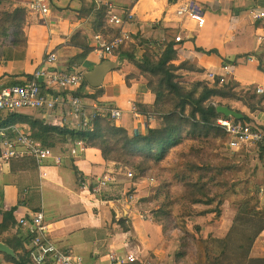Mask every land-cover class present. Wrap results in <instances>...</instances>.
<instances>
[{
    "label": "crops",
    "instance_id": "0c3cea01",
    "mask_svg": "<svg viewBox=\"0 0 264 264\" xmlns=\"http://www.w3.org/2000/svg\"><path fill=\"white\" fill-rule=\"evenodd\" d=\"M86 1L93 2L97 9L105 8L107 15V3L113 4L120 12L134 7L135 20L128 27L132 33L131 43L122 46L118 54L113 53L106 60H102L94 50L99 45L96 37L101 34H95L91 29L92 19L80 17V1L50 0L51 23L45 25L43 19L31 11L32 0H0L1 6H6L9 11L18 6H27L30 10L25 29L28 38L25 58L5 62L6 50L0 48V86H17L13 84L17 81L26 83L27 79L22 75L33 76L38 70L54 74L80 70L86 76L101 66L104 70L109 69L101 86L104 90L101 97L96 100L91 98L98 90L87 79L79 89L70 94L84 98L89 106L122 109L125 113L124 129L131 136L144 134L149 129L160 128L162 122L153 113L149 116L140 113V105L153 106L157 99L133 61L135 56L146 53V47L150 45L159 48L164 42H172L167 39L169 35L166 30H175L177 37L182 38V42L175 45L178 51V61L175 63L188 61L205 70L204 74H191L184 81L211 82L209 75H213L215 78H222L224 83H237L245 93L264 96L257 94L259 87L264 88V73L259 70L258 62L251 56L264 48V42L260 40L264 38V23L258 21L254 24L248 17L252 11L264 10V0H200L207 5L205 27L200 33L195 32L194 22L187 17L180 18L175 13L178 5L190 0H140L136 5L133 0ZM138 40L143 42L144 48L136 45ZM132 47L137 50L131 53ZM50 53H55L57 58L53 64L45 62ZM42 87L49 97L54 93L45 84ZM225 101L241 103L244 107L241 112L235 110L236 108L230 109V104L227 108L247 116L253 121L252 125L264 127V111L252 113L242 100L228 98ZM129 103L138 105V117L130 115ZM16 114L26 116L32 121L39 120L46 126L81 132L93 130V127L85 126V119H77L71 114V110H63L60 106L46 112L23 109ZM91 114L92 112L90 117ZM9 115L11 114L0 113V122H4ZM88 115L89 113L86 118ZM220 119L237 123V119L233 117ZM64 121H67L65 125ZM27 127L19 124L15 126L16 129L33 135L43 146L53 151H67L75 143L67 137L39 129L29 130ZM4 137L6 131L0 129V150ZM223 148L230 151L225 146ZM247 153L245 151V155ZM63 156L59 168L47 169L50 174L47 180L41 179L36 163L29 158L15 159L2 166L0 224L3 221L1 212L13 208H16L14 218L17 222L14 229L16 233H5L2 240L29 235L25 228L18 225V221L43 213L50 241L64 252L82 257L84 264H122L120 260L131 255L136 258V263L144 264L143 260L146 259L150 264H173L177 243L165 239L162 229L154 221L148 220V213L144 207L138 205L139 201L148 199L149 195L138 192L135 184L130 189L123 187V184L134 183L136 175L133 180H129L124 169L116 163L106 162L99 150L88 149L87 146L86 151L75 158L68 153ZM48 165L53 166V162ZM35 168L39 171L38 182L32 179L35 171L31 170ZM108 171H114L115 174L112 182L101 192L95 193L85 184L88 180L101 179ZM134 200L138 202L134 203ZM141 209L143 213H140ZM236 213L231 219L227 218V227L217 223L210 231L218 233L221 228L223 240L235 222ZM93 238L97 240L93 241ZM251 258H264V232L254 244ZM0 264L11 263L0 255Z\"/></svg>",
    "mask_w": 264,
    "mask_h": 264
},
{
    "label": "trees",
    "instance_id": "16d2710c",
    "mask_svg": "<svg viewBox=\"0 0 264 264\" xmlns=\"http://www.w3.org/2000/svg\"><path fill=\"white\" fill-rule=\"evenodd\" d=\"M78 1L82 4L80 17L93 20V32L111 38V34H107L105 30L106 9H97L93 2ZM29 11L27 6H18L9 11L6 6L0 5V48L6 50L5 62L20 61L26 56L28 38L25 29ZM78 34L79 32L76 36ZM166 34L169 35L167 39L172 42H164L159 48L150 45L146 47V53L141 56L134 55L133 61L157 99L153 106L140 105V113L144 116L153 113V116L162 122L160 128L131 136L126 129L117 128L107 119L92 118L93 130L81 132L46 126L39 120L32 121L26 116L14 113L4 122H0V129L5 130L6 136L11 138L15 136L16 125H27L29 130L39 129L67 137L73 142L84 141L88 149L99 150L106 162L128 168L132 166L136 176L138 174L139 177L145 178L150 175L146 180L154 177L157 184L159 183L154 201L160 203L161 208L154 213L153 221L162 229L165 239L178 245L173 264H187L189 258L195 255L197 258L193 259V262L202 264L201 258L198 260V256H202L199 248L202 228L194 225L191 231L187 228V222L210 215L213 216L214 222H218L223 216V206L228 197L239 196L237 204L240 207L246 205V208L239 210L237 220L224 238L221 249H216L212 238L208 239L209 244L204 248V264H264V258H251L254 244L264 231V180L256 182L244 179L233 181L231 184L226 181L230 174L240 171L243 164L233 156L224 155L220 150L221 143H225L228 135L217 124L218 119L226 118L218 112V108L229 106L220 101L214 103L217 99L225 101L234 98L242 100L245 107L254 113L264 111V96L245 93L233 81L221 85L222 78H214L211 82L187 83L184 81L186 77L191 74L202 75L205 70L188 61L176 64L177 31L166 30ZM138 41L136 45L142 47L143 42ZM136 47H132L131 53L137 50ZM119 50L114 53L118 54ZM251 56L258 62L259 70L264 73V48ZM22 77L27 79L26 83L33 78L31 75ZM26 83L17 81L13 84ZM97 90L91 96L92 99L96 100L104 93L102 88ZM236 121L245 125L253 123L247 116ZM257 128L262 129L264 133V127ZM182 147L183 149L179 150ZM255 153L264 171V147L258 148ZM170 162H173L169 168L170 181L163 179L161 174H153L155 170ZM174 204H177L178 208H175ZM196 206L206 210H198ZM15 212L16 208L1 212L3 221L0 224V242L14 250L16 257L4 253L0 255L11 264H35L27 250L30 237L12 236L2 240L5 233L11 235L15 232ZM256 221L262 223V230L256 227ZM230 252L232 258L228 259Z\"/></svg>",
    "mask_w": 264,
    "mask_h": 264
},
{
    "label": "built area",
    "instance_id": "2783aa9c",
    "mask_svg": "<svg viewBox=\"0 0 264 264\" xmlns=\"http://www.w3.org/2000/svg\"><path fill=\"white\" fill-rule=\"evenodd\" d=\"M140 0H133L136 5ZM206 4L200 0H190L178 5L176 15L180 18H189L195 23V32L200 33L206 23ZM108 8L105 30L107 34H111V38H106L103 35L96 37L99 43L95 47V53L99 59H106L113 55L122 46L131 43L132 33L128 27L135 20L134 7L120 12L113 4L107 3ZM31 11L35 12L43 19L45 25L51 23L52 10L50 0H32ZM249 20L254 24L258 21L264 23V10L252 11L249 15ZM264 42V38L260 39ZM177 43L182 42V38L176 39ZM55 53H50L46 56L45 62L53 64L56 61ZM32 80L24 85L17 86H0V113L14 114L23 109H38L43 112L53 110L60 106L63 110H71V114L77 119H85V126L92 127V118H103L111 121L117 128H124L125 113L117 107L101 108L100 105H88L84 98L73 96L70 93L79 89L86 80L85 73L80 70L67 71L65 73L36 71ZM215 76L209 75V80H214ZM224 83V81H221ZM45 84L47 89L54 91L49 97L42 89ZM69 93V94H68ZM257 94H264V88L259 87ZM130 115L134 118L140 115L138 105L129 103ZM92 112V117H90ZM89 115L86 118V115ZM67 121H64L65 125ZM218 124L227 132V140L224 146L232 151L238 152L246 147L256 146L264 142V134L257 126L244 125L239 122H232L227 119L218 120ZM86 151V143L84 141L75 142L67 151L62 149L60 152L53 151L43 146L37 141L33 135L24 133L19 129H15L14 137H4L1 142L0 150V175L2 174V166L15 159H31L33 160L42 180H47L50 176L47 169L60 167L62 158L65 153L70 157L75 158ZM53 162V166L48 165ZM126 171V177L133 180L135 172L130 168L120 166ZM114 171H108L105 175L97 180H88L85 184L92 188L95 193L104 190L112 182ZM137 177H135V180ZM148 182L151 186L157 185L153 178H149ZM143 213V210H140ZM146 216V215H145ZM148 217V216H147ZM18 225L25 228L28 232L27 237L30 241L27 250L35 264H47L54 262L55 264H84V259L70 252L61 250L57 245L53 244L48 238V226L45 224L43 213L35 214L31 218H24L18 221ZM115 259V258H114ZM122 264H135L137 262L134 256H129L126 259L120 260ZM144 264H150L146 259Z\"/></svg>",
    "mask_w": 264,
    "mask_h": 264
},
{
    "label": "rangeland",
    "instance_id": "374dc122",
    "mask_svg": "<svg viewBox=\"0 0 264 264\" xmlns=\"http://www.w3.org/2000/svg\"><path fill=\"white\" fill-rule=\"evenodd\" d=\"M1 5V4H0ZM5 7V6H3ZM51 10H52V7H51ZM109 58V57H108ZM107 59V58H106ZM106 59H103V60H106ZM117 85V84H116ZM221 102L223 104L228 103L227 105H229L230 107L232 108H236L235 110H239L240 112L244 110V107L242 106L241 103H237V102H233V101H221V100H214V103L217 104L218 102ZM260 147H264V142L261 143V144H258L256 146H251V147H246L243 151H238V152H232V151H226L224 148H223V144L221 143V152L224 153V155L226 156H233L235 157V159L240 163V164H243V168L236 172V173H233V174H230L227 178H226V181L231 184L233 181L234 182H238V180H244L246 179L247 180H251V181H256V182H262L264 180V171L262 169V166L261 164L259 163L258 161V157L255 153V151L260 148ZM182 148H180L179 150H182ZM245 151L248 152L246 155H245ZM254 154V156H252ZM246 156V157H245ZM172 161H174V158L171 157L170 158ZM173 162H170V163H166L165 165H163L162 167L158 168L157 170H155L153 172L154 175H162V178L165 179L166 181H170L171 180V174H170V166ZM59 168V167H57ZM130 169H134L132 166H130ZM31 171H35L33 172V177L32 179L34 180H37L38 182V179H39V171L37 172V169L35 168L34 170H31ZM135 172V171H134ZM137 174V173H136ZM150 175L146 176V177H149ZM142 178V177H139L138 174H137V179L136 181L133 183L131 182L130 184L126 183L125 185L123 184V187L126 188V189H130L132 187V185H136V188L137 190H139L138 192L144 194L145 196H148V199H145L143 201H136L134 200V203L135 202H138V205H140V207H144L145 211L148 213L147 216H148V220H154V213L159 211L160 210V203H157L154 201V196H155V193L159 187V183L157 184V186H151L148 182V180H146L147 178ZM154 178V177H153ZM157 178V177H155ZM158 179V178H157ZM138 192H130V194H135V195H139L140 193ZM146 198V197H145ZM238 200H239V196H229L228 197V200L225 202L224 206H223V216L222 218L218 221V222H214V219H213V216L210 215L209 217L207 216V218H198V219H192V220H189L187 222V228L189 230H193V226L194 225H199L201 226L202 228V233L201 235L199 236V243H200V253L202 254V256H198V260L201 258V263L204 264L205 262V256H204V248L205 246H207L209 244V241L208 239H213V241H215V247L216 249H221V247L223 246V243H224V239L222 240V237H223V230L221 228L218 229V233H215V232H211V228H214V226L217 224V223H221V224H224L225 227L228 226V221H227V218L228 219H231L232 218V215L234 213H236V219L237 220V217H238V213H239V210H241V208H246V205H241V207L237 204L238 203ZM175 208H178V205L177 204H174L173 205ZM198 210H206V208L204 207H201V206H196ZM238 224H240L239 221H237ZM256 227L259 229V230H262L263 228V225L261 222L259 221H256L255 223ZM222 231V232H221ZM221 232V233H220ZM264 232V231H263ZM262 232V233H263ZM261 233V234H262ZM260 234V235H261ZM218 236V238H216ZM207 239V240H206ZM97 240V238H93V241ZM207 242V244H206ZM82 249V248H81ZM83 250V249H82ZM197 258V256H193L190 259L189 262H187V264H200V263H195L193 262V259ZM228 259L232 258V253L230 252L227 256ZM171 264V262L169 263Z\"/></svg>",
    "mask_w": 264,
    "mask_h": 264
},
{
    "label": "water",
    "instance_id": "95a60500",
    "mask_svg": "<svg viewBox=\"0 0 264 264\" xmlns=\"http://www.w3.org/2000/svg\"><path fill=\"white\" fill-rule=\"evenodd\" d=\"M109 69H105L103 67H97L95 68L92 72L86 75V79L88 80L89 84L94 88L98 89L101 88L104 78L106 74L108 73ZM218 112L226 117H233L235 119H242L244 118L243 115L234 112L233 110H230L227 107H219ZM0 253L7 254L11 257H16V254L14 250H12L10 247L7 245L3 244L0 242Z\"/></svg>",
    "mask_w": 264,
    "mask_h": 264
},
{
    "label": "clouds",
    "instance_id": "9594fccd",
    "mask_svg": "<svg viewBox=\"0 0 264 264\" xmlns=\"http://www.w3.org/2000/svg\"><path fill=\"white\" fill-rule=\"evenodd\" d=\"M220 126V125H219Z\"/></svg>",
    "mask_w": 264,
    "mask_h": 264
},
{
    "label": "flooded vegetation",
    "instance_id": "af4514ba",
    "mask_svg": "<svg viewBox=\"0 0 264 264\" xmlns=\"http://www.w3.org/2000/svg\"><path fill=\"white\" fill-rule=\"evenodd\" d=\"M224 146V145H223Z\"/></svg>",
    "mask_w": 264,
    "mask_h": 264
}]
</instances>
